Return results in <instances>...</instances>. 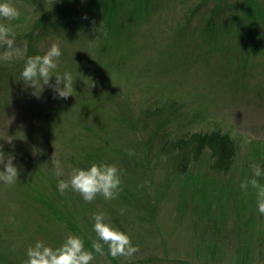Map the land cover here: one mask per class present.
Masks as SVG:
<instances>
[{
    "label": "rangeland",
    "instance_id": "obj_1",
    "mask_svg": "<svg viewBox=\"0 0 264 264\" xmlns=\"http://www.w3.org/2000/svg\"><path fill=\"white\" fill-rule=\"evenodd\" d=\"M26 1L0 0L12 3L21 13L17 20L0 19V23L13 28L17 41L28 44L31 39L39 54L58 43L62 55L57 71L62 65L69 66L71 60L78 65L86 59V67L72 74L75 92L67 99L54 98L55 93L48 92L47 86L36 98L34 90L20 80L17 67L10 68L9 76L0 79V150L6 147L15 157L30 155L34 163L44 162L37 186L66 218L69 214L77 222L87 241L97 213H103L111 225L119 223L126 229L127 223L140 215L122 204L126 191L138 197L150 196L158 207L155 226L146 217L136 222L135 230L127 229L125 234L139 251L131 258H118L120 264L133 260L139 264L212 263L201 249L207 239L202 229L208 219L221 212L224 226L218 242L224 245V251L217 264H236L235 234L238 228H246L243 223L251 216L256 219L254 234L242 241L261 252L255 263L264 264V215L257 209L256 190L251 186L247 191L240 188L252 178L253 164L264 168V43L259 39L250 42L246 34L237 36L242 34L239 24L245 26L247 16L241 13L238 19L228 20L224 27L215 29L211 40L200 29L205 24L204 13L218 0H150L151 12L146 20L134 23L133 37L119 34L110 40L96 39L91 36L92 28L67 34L60 27L56 30L59 34L47 30L36 39L34 35L29 37L36 15ZM202 1L197 14L188 9ZM227 1L238 6L242 0ZM252 3L264 13V0ZM217 20L218 25L219 17ZM110 89L137 110L175 101L186 116L178 118L176 126L183 123V118L192 121L191 131L229 133L238 147L231 172L221 175L211 171L206 153L184 176L170 178L155 170L121 174L122 190L111 201L98 196L88 203L78 193L61 194L59 180L67 179L75 168L87 169L94 163L120 166L123 158L143 163L133 135L125 131L104 102ZM53 154L62 163V177L56 176L52 166ZM258 180L264 184V178ZM34 207L37 210L9 186L0 192V245L14 251L18 261L23 258L26 262L27 249L38 241L55 249L73 235L65 226L48 224L50 220L39 211L43 206ZM92 264H110V260L99 255Z\"/></svg>",
    "mask_w": 264,
    "mask_h": 264
},
{
    "label": "trees",
    "instance_id": "obj_2",
    "mask_svg": "<svg viewBox=\"0 0 264 264\" xmlns=\"http://www.w3.org/2000/svg\"><path fill=\"white\" fill-rule=\"evenodd\" d=\"M26 2L31 5L36 15L35 28L33 30L37 29L38 32L33 34L32 30L29 35L30 38L34 35L36 39L42 37L47 30L59 34L56 30L60 27L66 29L67 34H72V31L81 32L83 27V31H86L85 28H92L91 32L93 34L91 36H96V39L101 37L110 40L119 34H122V36L127 34L129 37H133L135 36L134 23L146 20L149 12H151L150 0H27ZM203 4L204 2L202 1L194 8L192 5L188 9H193L197 14ZM241 13L247 16V20L245 26L241 23L239 24L242 34L237 36L241 37L243 34H246L250 42L254 39H259V42L264 43V13L252 3V0H242L238 6L229 3L227 0L216 1L214 8L204 13L205 18L203 19L205 20V24L203 23L204 25L200 30L208 35L206 38L209 37L212 40L216 28L219 30L226 25L228 20L232 21L235 17L238 19ZM85 17L87 18L85 19ZM218 17L220 21L217 25ZM260 19L262 21L259 23L258 20ZM95 27L100 30H96ZM94 30L95 32H93ZM257 36L262 38V40L257 38ZM17 43L26 48V56L44 55L36 51L31 39L28 44L22 41H17ZM84 61L76 65L75 60H71L69 66H61L62 70H58L57 75L61 76L65 72H70L71 74L78 73L86 67ZM13 66L17 67L16 70L19 71V75L21 76L24 67L23 60L10 64H0V79L6 74V76H9L8 71ZM50 83H55V77L51 78ZM47 89L48 92L52 91L48 87ZM105 95V104L116 114V120L125 131L133 135L143 156V163L130 162L129 159L123 158L119 163L121 165L116 166L121 174L137 175L145 170H155L167 173L171 176L170 178L184 176L189 174L193 166L200 162L206 153L210 160L209 168L211 171L227 175L233 169L238 150L234 138L229 133L222 132L221 130L191 131L189 125L192 121H186L183 118L180 120L183 123L176 126L178 118L186 116L182 114L181 106L177 105L175 101H168L162 105L155 104L151 108L137 110L131 105L130 101L122 98L115 90L112 91L110 89ZM3 153L7 157L13 156L7 152L6 147ZM13 164L18 167L20 174L18 176V183L9 186L10 191L15 194L19 192L27 200V204L31 209H36L34 207L35 204L43 206L39 211L50 220L48 224L52 222L55 227L59 228L65 226L64 229L68 228L73 235L80 236L85 240L86 245H90L89 248L85 246L86 249L92 250V238L97 239L94 230L90 229L92 231L91 238L87 241L82 234L84 230L80 229L77 222L72 221L69 214L66 218L65 213L51 202V199L43 192L42 188L37 186V179L43 176L40 169L44 162L36 164L30 158V155H26V157H15ZM91 165H87V168ZM0 171H3V165L0 167ZM7 186L0 183V192ZM17 186L18 188L15 189ZM150 198V196L145 195L144 197H138L129 193V191L124 193L123 201L125 203L122 204H127L128 207H132V211L140 213V215L136 214L135 220L133 219L127 223V229L135 230L136 222L140 223L146 217H149L151 223H153L158 207L155 201ZM222 214L224 213L221 212L219 216L208 219L205 223V229H202L207 239L201 249L205 251L213 264H217L221 251H224V245H220L218 242L220 239V228L224 226L222 225L224 220ZM117 224L115 223V225ZM243 224L246 228H238L235 234L237 244H235L233 249L236 255V264H260L258 262L255 263V261L261 252L257 251L254 245H245V241H242L245 236L254 234L255 228L253 226L256 227V219L251 216ZM115 225L112 223L113 227L124 233L127 232L126 226L122 224ZM152 225L155 226L154 223ZM39 228L44 229L42 231L45 233H51V231L43 228V226ZM104 251L106 253L105 256L110 260V264H120L118 259H114L108 254L106 246ZM15 256L17 257L9 247L0 245V264H26L23 258L20 259L19 257L20 261H18L17 258L14 259ZM97 256L99 254H95L96 258ZM123 264L139 263L137 260H133ZM182 264L197 263L185 261Z\"/></svg>",
    "mask_w": 264,
    "mask_h": 264
},
{
    "label": "clouds",
    "instance_id": "obj_3",
    "mask_svg": "<svg viewBox=\"0 0 264 264\" xmlns=\"http://www.w3.org/2000/svg\"><path fill=\"white\" fill-rule=\"evenodd\" d=\"M19 9L9 2L0 3V19L13 21L19 19ZM87 17H85L86 19ZM62 55L58 43H52L44 55L26 56V48L17 43L16 33L7 24L0 23V64H10L23 60L24 67L21 78L25 85L33 89V95L40 98L45 87L52 89L54 98L67 99L74 94V78L70 72L62 76L55 74ZM55 77V83H50ZM62 85V87H61ZM11 143V139L8 140ZM14 156L5 157L0 150V183L12 186L18 183L19 169L13 164ZM6 161V162H5ZM52 166L57 177L64 176L62 163L55 154L52 156ZM258 178H264V168L252 165V178L240 185L242 191L249 186L256 190V204L260 215H264V184ZM58 190L61 194L66 191L78 193L85 202L91 203L98 196L111 201L118 198L121 189V173L115 165L92 164L87 169L75 168L67 179H60ZM93 230L97 239L92 241L91 249L85 248V241L76 235L69 234L64 243L53 249L42 241L27 249L26 264H92L95 254L104 256L105 246L108 254L114 259L120 257L131 258L139 251L138 246L132 244L131 238L124 232L106 222L103 213L93 216Z\"/></svg>",
    "mask_w": 264,
    "mask_h": 264
}]
</instances>
